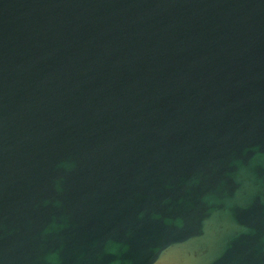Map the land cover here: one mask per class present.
<instances>
[{
  "label": "water",
  "instance_id": "1",
  "mask_svg": "<svg viewBox=\"0 0 264 264\" xmlns=\"http://www.w3.org/2000/svg\"><path fill=\"white\" fill-rule=\"evenodd\" d=\"M0 264H264V0H0Z\"/></svg>",
  "mask_w": 264,
  "mask_h": 264
}]
</instances>
